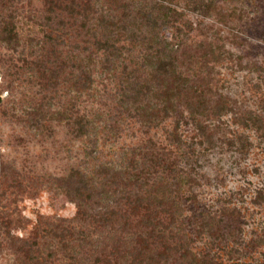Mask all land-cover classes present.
I'll return each instance as SVG.
<instances>
[{"label": "rangeland", "instance_id": "1", "mask_svg": "<svg viewBox=\"0 0 264 264\" xmlns=\"http://www.w3.org/2000/svg\"><path fill=\"white\" fill-rule=\"evenodd\" d=\"M86 1V21L66 9ZM144 2L0 0V21L12 19L17 34L0 40V264L25 263L11 235L29 239L40 219L46 227L75 215L57 178L78 170L99 188L105 168H148L151 182L182 177L192 250L221 264H264V0L163 1L179 14L160 23L157 39L187 80L176 110L150 119L135 108L160 106L150 79L156 45L126 40L107 61L91 32L113 6L122 16ZM129 82L149 87L134 103ZM198 100L206 107L193 120L186 104ZM70 261L57 252L54 264Z\"/></svg>", "mask_w": 264, "mask_h": 264}, {"label": "trees", "instance_id": "2", "mask_svg": "<svg viewBox=\"0 0 264 264\" xmlns=\"http://www.w3.org/2000/svg\"><path fill=\"white\" fill-rule=\"evenodd\" d=\"M163 1L172 0H146L136 13L122 12V16L114 13L117 8L113 6V12L100 16L91 25L94 45L104 52L107 61L126 49L123 43L126 40L129 44L147 42L156 45L153 46L155 56L150 54L154 57L150 79L156 86L160 106H136L144 119L170 116L177 103L182 101L187 80L177 71L173 50L157 39L160 23H165L170 13L179 14ZM66 9L73 17L83 15V21L91 13L87 1L81 7L74 4ZM196 10L205 12L200 6ZM128 23L134 25L131 31L127 30ZM16 38L12 19L2 18L0 40L10 42ZM78 73L77 81L81 86H88L90 74L83 68ZM147 89L149 87L143 89L142 85L129 82L124 94L134 103ZM205 107L202 100L186 104L193 120ZM56 118L65 116L56 114ZM75 123L82 133L81 118ZM175 139L181 141L177 135ZM173 165L171 161L165 164L171 170ZM102 174L104 178L99 188L78 170L56 179L75 204V215L43 222L46 227L40 219L29 239L11 235L15 242H21L17 251L25 259L24 264H54L57 252L71 259L68 264H221L213 257L198 256L192 250L182 216V177L174 174L169 182H151L148 168L132 171L105 168ZM263 193L260 192L259 197L262 198ZM0 224L6 225V221L0 219ZM39 243L47 246L45 254Z\"/></svg>", "mask_w": 264, "mask_h": 264}]
</instances>
